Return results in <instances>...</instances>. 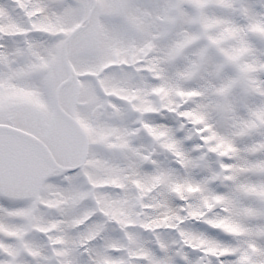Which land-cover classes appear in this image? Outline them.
Here are the masks:
<instances>
[{
    "label": "snow or ice",
    "instance_id": "obj_1",
    "mask_svg": "<svg viewBox=\"0 0 264 264\" xmlns=\"http://www.w3.org/2000/svg\"><path fill=\"white\" fill-rule=\"evenodd\" d=\"M0 264H264V0H0Z\"/></svg>",
    "mask_w": 264,
    "mask_h": 264
}]
</instances>
